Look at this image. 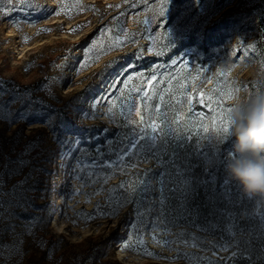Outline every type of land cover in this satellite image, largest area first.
Segmentation results:
<instances>
[{
	"label": "rangeland",
	"instance_id": "rangeland-1",
	"mask_svg": "<svg viewBox=\"0 0 264 264\" xmlns=\"http://www.w3.org/2000/svg\"><path fill=\"white\" fill-rule=\"evenodd\" d=\"M30 2L34 7L21 10L18 0H0V264H230L241 257L258 264L264 259L261 230L251 236L234 233L226 240L187 226L164 230L152 214L140 222L142 213L118 205L119 188L113 185L124 173L126 156L124 164H113V155L106 161L111 166L89 179L77 171L81 153L73 144L79 140V147L87 149L84 142H89L93 126L124 123L129 111L132 119H139L136 107L143 101L134 93L129 97L126 91L117 99L111 115L109 104L97 101L117 81L113 96L119 97L123 80L136 72L146 76L132 81L130 89L147 88L151 71L145 64L158 62L149 47L165 53L159 60L164 66L152 73H176L173 59L179 68L189 62L186 76L200 69L192 73L197 79L190 91L211 93L217 81L231 85L232 95L252 91L250 83L257 91L264 89V0H171L164 18L159 16L162 0ZM214 23L216 28L209 31ZM208 31L216 34V43L207 52L198 48ZM117 36L126 42L116 44ZM86 49L89 62L81 68ZM162 86L157 83L150 92L143 127L156 124L154 95ZM230 102L225 99L223 106L229 108ZM212 115L205 113L206 136ZM148 131L157 138V130ZM103 134L100 130L95 138ZM225 142L230 150L231 140ZM225 157L218 152L216 166ZM130 160L138 162L127 170L147 163L138 165L137 155ZM55 197L60 204H54ZM257 212L264 217V211ZM59 213L64 232L52 224ZM118 249L128 253L130 263L115 258Z\"/></svg>",
	"mask_w": 264,
	"mask_h": 264
},
{
	"label": "snow or ice",
	"instance_id": "snow-or-ice-1",
	"mask_svg": "<svg viewBox=\"0 0 264 264\" xmlns=\"http://www.w3.org/2000/svg\"><path fill=\"white\" fill-rule=\"evenodd\" d=\"M171 0H162L159 16L161 18L166 17L169 10ZM9 4H12V0H9ZM18 6L23 10L26 6L31 8L34 5L30 0H18ZM13 10L12 8L9 11ZM145 24L148 23L147 20L144 21ZM73 29L72 31H76ZM159 36V33L157 34ZM150 40L152 37H148ZM116 44L122 45L125 41H121L119 36L115 38ZM95 46V41L93 42ZM88 49L85 50L86 59L81 64V68L88 65ZM148 51L155 52L158 58L157 64L152 67L161 68L163 63L159 60L165 54L164 50L155 51L154 48L149 47ZM134 55L141 56L142 52H137ZM112 62H110L111 64ZM178 63L177 60L173 59L171 64L174 66ZM189 62L184 60L181 64V73H170L168 75L161 74V78L158 81L157 74H151L150 78L146 79L147 88H141L139 86L132 87L130 85L132 81L145 78L146 74L144 72H136L128 75L125 80H123V87L119 89V97L113 96V90L116 89V83H113L108 91L101 96L97 103H107L109 104L108 113L111 115L115 107L117 99H123L125 92L129 93V97L134 93L139 97L143 104L142 106L136 107V116L139 118L132 119L131 113L129 111L128 118L124 121L125 126L130 127V132L125 133L124 137L121 139V147L119 149H113L107 147V144L111 142H106L107 151L102 150L100 145H97L93 150L95 155L92 154L88 149H81L79 147L80 141L75 140L73 144L75 145V150L81 153L80 158H78L77 163L81 165L77 171L86 173V175L91 179L92 176L96 175L98 171L106 169L111 165L107 163L104 159L105 156H116L114 161L111 163L124 164V157L129 158L134 155H139L140 153L147 152L150 154L157 162L158 167L162 170L157 178L156 185H153L150 179L141 178L142 175L151 174L153 170L147 169L141 175H138L137 180L133 183L125 184L122 182L117 187L123 192V203H132L134 205V211L139 209L135 207L138 203L147 206V212L155 211L157 218L162 219L170 216L172 213H176L177 217L184 218L188 215V210L186 209L185 200L186 194L190 189L192 183V159L195 158L200 161L203 167V179H198L196 182L202 184L206 189L212 191L213 196L210 199H215L217 191L221 193V199L227 202V182L224 185H220L216 182L215 168H216V158L219 152L220 146H223L226 141L227 129L231 123L228 113L231 111L230 108H225L223 106V101L225 99H230L232 97L231 85L226 82L221 86L220 81H217L218 87L214 88L211 93H205L200 90L197 91L193 88L191 91H187L190 85L197 79L196 75L192 73H199L200 69L193 68L189 71L188 75H183V70ZM129 68L133 65H129ZM218 75L227 76L230 73H218ZM160 85H166L163 87L159 93V99L163 101L165 99V94H168V100L171 101L177 94H179L182 99L178 101L180 104V110L176 113L175 119H178L185 126L191 125L192 127L199 126L204 133H209V128L204 123L205 113L196 112L194 106L196 104H202L209 109L212 115V120L214 121L209 135L205 136L204 139L212 142L210 146L202 151L191 152L188 149H181L179 146L177 148L170 149L167 144L161 142L157 144V138L155 135L149 133L148 128L152 129V132H156L157 126L153 122L148 124L147 127H143L145 124L144 116L142 111L144 107H147V101L150 99V92L156 88L157 82ZM215 93V95H214ZM186 106V108H185ZM155 109L159 111L160 104L155 105ZM123 115V113H121ZM108 131V129H105ZM141 141H146L141 143ZM71 154L69 153V156ZM141 159H147L145 156H141ZM136 160H130V162L121 169V171H127L128 167H135ZM119 164L117 166H119ZM126 189V190H125ZM110 192L116 191L115 189H110ZM153 193L156 196L153 197ZM106 214V213H104ZM222 215H229V213H222ZM264 215V213H261ZM124 248H128L129 244L125 243ZM227 247V245H225ZM238 254V253H237ZM152 255V253H148ZM186 259H192L191 254L182 253L181 254ZM200 259V257H196Z\"/></svg>",
	"mask_w": 264,
	"mask_h": 264
},
{
	"label": "trees",
	"instance_id": "trees-1",
	"mask_svg": "<svg viewBox=\"0 0 264 264\" xmlns=\"http://www.w3.org/2000/svg\"><path fill=\"white\" fill-rule=\"evenodd\" d=\"M217 24H213L212 27H209V31H212L216 28ZM205 32L204 40L199 44L200 50L210 51L215 45L216 34ZM153 56H150V59H153ZM198 60V58H196ZM182 64V63H181ZM146 69L152 73V64L146 63ZM181 67V65H180ZM171 70H175L176 73L178 71H182L181 68L177 67V65L171 66ZM154 72V71H153ZM157 74V73H156ZM187 74L185 71L183 75ZM186 76V75H185ZM158 81L160 79V74H157ZM154 82V84H157ZM192 84L187 89L190 91ZM162 87H166L165 85ZM250 88L252 91L256 88L250 83ZM162 90V89H161ZM155 92L154 95V105L160 104L159 111L154 113L155 122L157 125V144L159 145L161 142L167 144V146L172 148H177L178 146L181 149H188L191 152L202 151L210 146L209 143L206 142L204 137L206 134L203 130L197 126L192 127L191 125L185 126L181 123L180 120L175 119L176 113L180 110V104L178 103L182 97L177 94L171 101L168 100V94H165V99L161 101L159 99V93ZM258 91H264L261 87ZM186 108V106H185ZM196 112H205L207 113L209 110L205 106L201 104H196L194 106ZM114 121V120H113ZM206 124V121L204 120ZM108 129L105 131V134L101 138H95V135L100 132V130ZM99 130V131H98ZM75 131H78L77 126L75 127ZM90 138L89 142L85 140L84 145L87 146V149L95 155L93 151L97 145H101L102 150L106 151V142L110 140V146L113 149H119L121 147V139L124 137L125 133L130 132V127H125L124 123L121 120H115L111 126L101 125L99 127L93 126V129L90 130ZM146 141H141V143H145ZM229 151V147L226 142H224L223 146H220L219 155L221 157H225ZM141 156L147 157V159H141ZM139 158V164L143 162H147L145 165L139 166L134 170L124 171L123 174H119L116 181L113 182L114 186L120 185L122 182L127 186L130 183H133L137 180L138 175L144 173L145 170L151 169L153 170L151 174L142 175L143 179H150L153 185H156L157 178L159 176L160 171L162 170L158 167L156 160L147 152L140 153L137 155ZM130 161L129 157H125ZM105 161L112 160L111 157H104ZM193 169H192V183L190 185V189L186 194L185 205L188 210V215L184 218L177 217L176 213H172L170 216L159 219L160 224L167 230L169 228L178 227V226H187L191 229H196L204 234L220 237L221 239H232L234 233L236 234H245L247 236H251L254 232L255 234L260 230L264 232V217L260 216L256 211L254 213L248 212V209L251 207L250 201L247 200L240 191L239 187L234 186L229 181V178L225 175L223 166L218 165L215 168L216 182L220 185H224L227 182V202L222 200L221 193L217 191L215 199H210L213 196L212 191L206 189L202 184L197 183L198 179H203V167L201 166L200 161L193 158L192 159ZM126 190V189H125ZM118 205L119 206H127L131 210H134V205L132 203H123V192L118 190ZM156 196V193H153V197ZM109 193L105 194L104 200H108ZM135 207L139 210L135 211L134 214L139 215L140 213L145 216L140 222H145L147 217L151 216L157 217L155 211L147 212V206L144 204L138 203ZM229 213V215H222V213ZM133 214V216H134ZM132 216V217H133ZM134 220V217H133ZM250 225H255L256 230L252 231L249 227ZM248 260L245 257L236 258L230 264H247ZM258 264H264V259H261Z\"/></svg>",
	"mask_w": 264,
	"mask_h": 264
},
{
	"label": "clouds",
	"instance_id": "clouds-1",
	"mask_svg": "<svg viewBox=\"0 0 264 264\" xmlns=\"http://www.w3.org/2000/svg\"><path fill=\"white\" fill-rule=\"evenodd\" d=\"M229 108L231 149L222 162L224 173L250 201L248 212L264 211V91L238 90Z\"/></svg>",
	"mask_w": 264,
	"mask_h": 264
},
{
	"label": "bare ground",
	"instance_id": "bare-ground-1",
	"mask_svg": "<svg viewBox=\"0 0 264 264\" xmlns=\"http://www.w3.org/2000/svg\"><path fill=\"white\" fill-rule=\"evenodd\" d=\"M59 161H61V159H58ZM64 181H65V178H62L61 179V182H62V184L64 183ZM61 184V185H62ZM60 187V186H59ZM77 188H78V186H77ZM75 195V194H74ZM54 200H55V205H57V204H60V201H59V198L58 197H55L54 198ZM52 204V203H51ZM80 204H78V206H79ZM61 218V214L59 213L58 214V216L56 217V219H58V220H55L52 224H53V226H55L60 232H64V231H66L65 230V227H66V224H65V221H63V220H59ZM118 261H120V262H122V263H130L129 262V260H132L131 258H128V253L126 252V251H124V250H122V249H118L117 250V255H116V257H115Z\"/></svg>",
	"mask_w": 264,
	"mask_h": 264
}]
</instances>
